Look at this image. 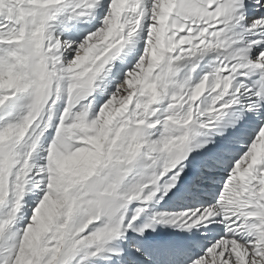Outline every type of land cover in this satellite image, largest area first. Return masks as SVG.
Segmentation results:
<instances>
[{"label": "snow or ice", "instance_id": "6c2138e0", "mask_svg": "<svg viewBox=\"0 0 264 264\" xmlns=\"http://www.w3.org/2000/svg\"><path fill=\"white\" fill-rule=\"evenodd\" d=\"M0 264H264V0H0Z\"/></svg>", "mask_w": 264, "mask_h": 264}]
</instances>
